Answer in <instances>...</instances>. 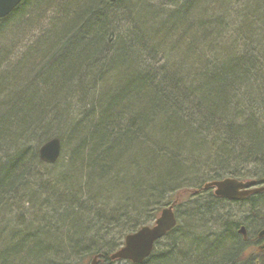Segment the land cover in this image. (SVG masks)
I'll use <instances>...</instances> for the list:
<instances>
[{
  "label": "trees",
  "instance_id": "obj_1",
  "mask_svg": "<svg viewBox=\"0 0 264 264\" xmlns=\"http://www.w3.org/2000/svg\"><path fill=\"white\" fill-rule=\"evenodd\" d=\"M29 36V74L0 76L13 97L0 107L15 108L0 123V264H133L110 256L175 202L178 215L192 206V226L140 264H208L203 252L245 264L189 237L216 215L212 239L239 248V222L216 210L264 204V192L233 201L205 188L264 186V0H25L0 20V67ZM32 75L43 98L15 91ZM55 138L49 165L39 149Z\"/></svg>",
  "mask_w": 264,
  "mask_h": 264
},
{
  "label": "rangeland",
  "instance_id": "obj_2",
  "mask_svg": "<svg viewBox=\"0 0 264 264\" xmlns=\"http://www.w3.org/2000/svg\"><path fill=\"white\" fill-rule=\"evenodd\" d=\"M44 3H45V1H43L42 4H44ZM33 13H36V11H33ZM24 25L25 24L22 23L18 27H24ZM2 37H0V40H1L0 41L1 42L0 48L2 47L1 50L2 49L6 50V43L7 42H5ZM8 40H10V39H8ZM31 42L34 43L35 45L37 44V40H33L32 36H29L28 39H25L23 45L16 48V51H14V55L12 57L8 58L7 63H5L3 65L4 67H0V76L5 74V72L8 73L9 71H11V69H14V68H19V74H18V76H15L16 78L22 77L23 74H29L28 73L29 69H27V66H29V63H27L28 62L27 59L29 58L28 56H29V53L31 52L30 49L32 51H34L35 49L38 48L37 47L38 45H36V47H33L34 44L32 45ZM7 44L9 45V43H7ZM18 65L21 66V68ZM6 70H8V71H6ZM11 74H10V76H11ZM18 79H21V78H18ZM29 79L30 80L27 81V83H25V85H21L18 87L20 89L15 90L17 92V94L24 95V98H43L46 95V92H44V90L42 89L43 86H41V82H40L41 79L39 78L40 81H38L39 79L37 80L36 77L33 75L31 77L29 76ZM45 81H47V80H45ZM33 85L36 88H38L37 91H35L31 88V87H33ZM25 91H27L28 93L27 92L25 93ZM16 97H17V95L14 96V98H16ZM6 98H13L12 97V88H10V87L8 88L6 86L2 87L0 85V104L1 105H3V104H5V106L7 105ZM5 106L0 107V123L1 124L3 122V121L1 122V120H4V118L15 109L13 106H10L8 109ZM13 112H15V110ZM2 128H3V126L1 127V129ZM60 159L58 160V162L61 161ZM65 161L66 162H64L63 165H67L69 163V162H67L68 161L67 159ZM248 172L249 171H246L245 175H246V173L248 174ZM53 173H54V171H52V174ZM238 180H240V179H238ZM43 181L49 182L50 180L48 178L44 177ZM241 181H248V180L242 179ZM56 188L60 189L61 187L58 186ZM41 199H43V198L41 197ZM246 203H248V204H246V205L242 204V203L230 204V208L227 207V209L224 208V210H221L219 208L218 210H216V214H217V216L221 215V218L223 217V215L228 214V216L230 218L228 217L227 220L231 221L233 219L234 221L239 222L240 225L247 227L249 236L251 237L255 234L254 231L257 229V227H259V224L264 222V204H255V206L252 207L251 206L252 203L250 201L246 202ZM191 208H192L191 205H186V206L182 207V209H180L181 215L176 214V216L178 218V228H177L178 232L184 231V233H185L187 230L186 225L192 226V222H190V217H188L191 213V211H190ZM175 212H177V209H175ZM160 215H161V212L158 214L157 218ZM216 219H217L216 215L211 217V219L210 218L206 219V225H204L203 223L201 225V226H204V231L202 233L197 231L198 235L190 236L189 238L190 239H197V240L200 239L201 242H205V240H209V242L211 241V246L205 250L217 252V255H215V257H217L219 263H222V262H227V261H230L231 259L238 257L243 252V250L245 248L244 247L237 248V246L234 247L235 244L232 243V239H225L222 237H219V238L225 239V240L220 241L219 238H217V239L213 238L212 239V237L214 235L217 237L223 231L222 230V227H223L222 222L216 221ZM188 233H189V230H188ZM189 235H193V234L189 233ZM181 252H183V254H185V256L192 257L190 254H188V253H190L189 249L182 248ZM245 253L248 254V248L245 250ZM202 254H204L203 260L204 261L206 260V262L209 264V260L205 257L206 254L204 252ZM201 259H202V257L198 258L197 260L192 257V262L187 263V264H200ZM212 261H216V260L214 258H212ZM260 261H261L260 264H264V257H263V259H260Z\"/></svg>",
  "mask_w": 264,
  "mask_h": 264
},
{
  "label": "water",
  "instance_id": "obj_3",
  "mask_svg": "<svg viewBox=\"0 0 264 264\" xmlns=\"http://www.w3.org/2000/svg\"><path fill=\"white\" fill-rule=\"evenodd\" d=\"M25 0H0V19H4L12 14L19 4ZM115 3L119 0H110ZM62 155V144L59 139H52L40 149V159L42 162L53 165ZM215 188V195L221 198L242 199L252 194L264 192V187L257 185L256 181H239L228 178L211 183L206 188ZM177 226V218L174 206H168L161 212L154 226H144L134 233L127 235L125 243L121 249L110 256L112 261L124 260L140 264L152 254L158 241L163 239L167 233ZM245 232V228H242ZM90 264H99V256L93 258Z\"/></svg>",
  "mask_w": 264,
  "mask_h": 264
},
{
  "label": "flooded vegetation",
  "instance_id": "obj_4",
  "mask_svg": "<svg viewBox=\"0 0 264 264\" xmlns=\"http://www.w3.org/2000/svg\"><path fill=\"white\" fill-rule=\"evenodd\" d=\"M206 189H211L213 191L214 195H215V188L212 187V188H206ZM260 194L261 193L252 194V195H250L248 197H245V198H242V199H237V200L228 199V198H222V199L239 201V200H244V199H247V198H250V197L254 198L256 196H259ZM216 197H218V196H216ZM218 198H221V197H218ZM242 228H245V232L242 231ZM254 232H255V234L250 237L249 233H248V230H247V227H245L243 225H240L238 230H237V236L239 237L238 243L240 244V247H244L245 248L243 250V252H242L243 254L242 253L241 254L242 255L245 254L248 257V260L245 262V264H260V262H261L260 259H263V257H264V222L260 223L259 227H257V229ZM168 234H166L165 237ZM247 248H248V254L245 253V250Z\"/></svg>",
  "mask_w": 264,
  "mask_h": 264
},
{
  "label": "bare ground",
  "instance_id": "obj_5",
  "mask_svg": "<svg viewBox=\"0 0 264 264\" xmlns=\"http://www.w3.org/2000/svg\"><path fill=\"white\" fill-rule=\"evenodd\" d=\"M20 5H21V4H19L18 7H19ZM18 7H17V8H18ZM17 8H16V9H17ZM16 9H15V10H16ZM12 14H13V13H12ZM12 14H10L9 16H11ZM9 16H7V17H9ZM7 17H6V18H7ZM4 19H5V18H4ZM0 20H1V19H0ZM47 142H49V141H47ZM47 142H46V143H47ZM46 143H45V144H46ZM43 145H44V144H43ZM43 145H42V146H43ZM42 146L40 147V149L42 148ZM40 149H39V158H40ZM40 160H41V159H40Z\"/></svg>",
  "mask_w": 264,
  "mask_h": 264
}]
</instances>
